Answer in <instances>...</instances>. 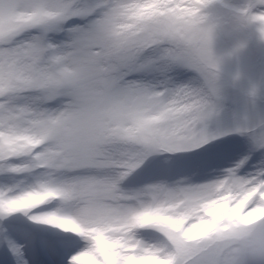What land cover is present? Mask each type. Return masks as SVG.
I'll return each mask as SVG.
<instances>
[{
  "label": "snow or ice",
  "instance_id": "1",
  "mask_svg": "<svg viewBox=\"0 0 264 264\" xmlns=\"http://www.w3.org/2000/svg\"><path fill=\"white\" fill-rule=\"evenodd\" d=\"M212 2L0 0V264H215L264 222V118L209 126Z\"/></svg>",
  "mask_w": 264,
  "mask_h": 264
},
{
  "label": "rangeland",
  "instance_id": "2",
  "mask_svg": "<svg viewBox=\"0 0 264 264\" xmlns=\"http://www.w3.org/2000/svg\"><path fill=\"white\" fill-rule=\"evenodd\" d=\"M250 0H213L204 9L211 27V48L217 58V112L209 122L212 129L231 128L245 118H264V38L258 25L243 21L238 10ZM182 81L196 74L179 69ZM224 143L236 151L248 144L247 136L235 135Z\"/></svg>",
  "mask_w": 264,
  "mask_h": 264
},
{
  "label": "clouds",
  "instance_id": "3",
  "mask_svg": "<svg viewBox=\"0 0 264 264\" xmlns=\"http://www.w3.org/2000/svg\"><path fill=\"white\" fill-rule=\"evenodd\" d=\"M215 264H264V222L242 223L222 233Z\"/></svg>",
  "mask_w": 264,
  "mask_h": 264
}]
</instances>
